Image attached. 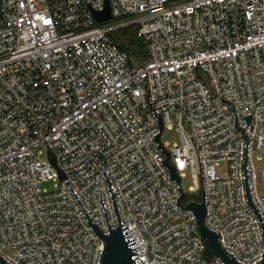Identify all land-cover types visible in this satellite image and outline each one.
Masks as SVG:
<instances>
[{
  "label": "built area",
  "instance_id": "built-area-1",
  "mask_svg": "<svg viewBox=\"0 0 264 264\" xmlns=\"http://www.w3.org/2000/svg\"><path fill=\"white\" fill-rule=\"evenodd\" d=\"M127 27L141 63L111 39ZM159 120L161 136L179 139L160 136L180 182L190 171L201 201L203 184L206 228L237 263H259L241 164L249 137V198L264 227V171L253 165L264 155V0H0V258L100 264L103 242L87 225L110 234L99 194L119 228L105 174L143 264H224L203 255L183 211L192 201L163 164Z\"/></svg>",
  "mask_w": 264,
  "mask_h": 264
},
{
  "label": "water",
  "instance_id": "water-1",
  "mask_svg": "<svg viewBox=\"0 0 264 264\" xmlns=\"http://www.w3.org/2000/svg\"><path fill=\"white\" fill-rule=\"evenodd\" d=\"M94 15H95V18H96L98 23L108 21L110 19L109 8L106 6L105 10L102 13H97ZM222 101L227 103V104L232 105V103H230V102H227L224 100H222ZM232 113H233V105H232ZM252 114L249 116L243 117V121L245 122L246 127L248 126L249 121L252 118ZM233 123H234V127H235V120ZM235 128L241 129V136H242L244 128L243 129L237 128V127H235ZM250 131H251V129H250ZM161 133H162V123H161V120H159V134L156 137V143L158 144L159 149L161 150L162 154L165 156V160H164L163 164L169 172L170 179L172 181H174L177 184V186L180 188V186H181L180 179L177 176L175 169L173 168V166L169 162L170 155L166 150L163 149V147L161 145V142H160ZM249 135H250V133H249ZM242 138H244V148H243L241 171H242V178H243V185H244L245 200H246V204L248 205L250 211L252 212L254 218L257 221V224H258V227H259V230L261 233V237H262V240L264 243V227H263V224H262V221H261V218H260L258 212L256 211L254 205L252 204V202L249 198L247 170H246L247 145H248L249 137H242ZM198 148H199V142H197V149ZM48 154L49 155L51 154L50 151L48 152ZM198 158H199V154H198ZM51 163L53 166H55V159L54 158H51ZM199 167H200V161H199ZM60 175L62 177L61 173H60ZM103 175L107 179L108 188H109V192H110V196H111V200L113 203V207H114V211L116 214V218H117L119 228L110 230L109 223H108L106 213H105V210L103 207V203L101 200V196L99 194L100 201L102 204V208H103V211L105 214V218L107 221V225H108L110 234L108 236L101 234V231L99 230L98 225L93 224L91 222V220L89 219L88 215L87 214L86 215L88 217L87 225L91 228V230L95 233V235L100 240H102V242H103L104 250H103V254L101 257L100 264H136V262H135L136 260H138L141 264H143L142 261L140 260V258H138L136 255L133 254V251L140 248L141 246L136 247L134 249H130V246L134 245V242H133V240H131V241L128 240V237L130 236V234L127 232V229H129V227L127 225V226L122 228L109 180L105 174H103ZM200 175H201V169H200ZM66 184L68 185V183H66ZM201 184H202V176H201ZM68 187H69V185H68ZM70 190H71V188H70ZM72 193H73V191H72ZM180 193H181V196L179 199V203H180V201H182L184 199V193L181 189H180ZM202 193H203V200L200 203L189 202L182 208L184 209L183 211H191L193 216L196 219L197 231L199 233L201 243L204 246L203 255L208 259H220L224 264H239L236 261H234L222 248V246L220 244L219 233L218 232H212L208 228H206L205 218H206L207 214H206L203 184H202ZM73 195L75 196L74 193H73ZM75 198L77 199L76 196H75ZM77 201L79 202L78 199H77ZM79 204H80V202H79ZM80 206L82 207L81 204H80ZM82 209H83V207H82ZM84 212H85V210H84ZM261 256H262V260L257 264H264V254H262ZM0 264H8V263L0 258Z\"/></svg>",
  "mask_w": 264,
  "mask_h": 264
},
{
  "label": "trees",
  "instance_id": "trees-1",
  "mask_svg": "<svg viewBox=\"0 0 264 264\" xmlns=\"http://www.w3.org/2000/svg\"><path fill=\"white\" fill-rule=\"evenodd\" d=\"M111 39L122 52L133 57L134 64L145 60L144 44L137 37V29L135 27L119 29L111 34Z\"/></svg>",
  "mask_w": 264,
  "mask_h": 264
},
{
  "label": "rangeland",
  "instance_id": "rangeland-1",
  "mask_svg": "<svg viewBox=\"0 0 264 264\" xmlns=\"http://www.w3.org/2000/svg\"><path fill=\"white\" fill-rule=\"evenodd\" d=\"M161 141L167 142L168 145L171 146L173 143H178L179 139H178L177 135L174 133V131H166L165 130L163 132V135L161 136ZM253 165L255 168H260L264 171V155H260L257 158H253ZM222 171H223V167H222ZM192 184L193 183H192L191 173H190V171H186L184 173V177L181 180V187L185 193V200L183 201L184 203L188 202V201H192V202L201 201V192H199L197 196L189 194L188 188L190 186H192ZM52 186H53V182H51V181L45 182L43 184V188H46L48 190L52 189ZM256 189H257V192L259 195L263 194L264 183L258 184Z\"/></svg>",
  "mask_w": 264,
  "mask_h": 264
}]
</instances>
